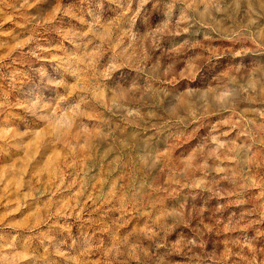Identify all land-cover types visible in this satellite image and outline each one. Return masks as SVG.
<instances>
[{
    "label": "clouds",
    "instance_id": "clouds-1",
    "mask_svg": "<svg viewBox=\"0 0 264 264\" xmlns=\"http://www.w3.org/2000/svg\"><path fill=\"white\" fill-rule=\"evenodd\" d=\"M151 2L0 0V12L35 9L21 32L0 31L11 36L0 39V51L7 49L0 67L8 69L0 72L7 82V91L0 85V117L20 108L25 123L48 128L70 155L92 150V119L100 139L109 137L104 125L121 121L160 138L134 154L122 141L118 169L132 170L127 186L120 175L106 180L91 204L61 200L52 210L45 202V215L31 224L3 223L26 204L0 216V264H264V231L249 235L264 225V180L249 167L264 151V108L250 109L259 124L228 118L264 104V0H156L163 11L155 21ZM204 126L211 135L195 137ZM238 126L251 143L230 139ZM74 130L81 139L71 142ZM25 135L0 120V143L22 145ZM6 173L0 169V184ZM22 184L21 177L16 187ZM252 189L262 202L247 209L244 196ZM231 197L241 211L225 219L222 201Z\"/></svg>",
    "mask_w": 264,
    "mask_h": 264
},
{
    "label": "rangeland",
    "instance_id": "rangeland-1",
    "mask_svg": "<svg viewBox=\"0 0 264 264\" xmlns=\"http://www.w3.org/2000/svg\"><path fill=\"white\" fill-rule=\"evenodd\" d=\"M12 2L13 0H9L10 4ZM108 7L109 5L106 4V8ZM111 7L115 8V5H111ZM147 9L154 21L162 17V3L157 4L156 0H152L147 5ZM34 10H22L27 14L20 15L16 14L11 8L4 9L3 12H0V31H11L12 35L21 32L22 28L20 25L28 19V15ZM10 15L13 17L11 20L8 19ZM228 23H231V20ZM0 39L11 40V36L0 37ZM223 43L227 44L226 41ZM5 51L7 49L0 51V55H3ZM3 63L7 65L11 63V60L5 59ZM7 71L6 67H0V72L7 73ZM0 85L3 86V90L7 91L6 81L0 79ZM9 96L15 101L17 94L10 92ZM251 108H264V104L252 105L249 110L229 116L228 118L237 121L243 117L245 120H255L257 124L261 123L262 121L250 110ZM88 115L96 117L100 115V112H90ZM104 115L107 116V113H104ZM212 119L216 118L213 117ZM0 120L11 123L18 132H26L22 145H16L15 142L11 145L0 143V169L7 170L5 183L0 184V216H4L13 208H16L17 204L27 205L26 207H21L20 211L13 215L6 216L3 221L4 224L24 218H27L29 224L36 222L40 217L45 215V202L49 203L52 210H55L56 202L61 200H66L71 204L75 200L83 202L87 199L88 203L91 204V197L98 195L101 189H106L105 181H114L115 176L120 175L118 165L120 164L122 141L127 139L130 142V147L124 151L133 154L138 148L149 144L155 145L160 141L159 137L153 140L152 134L148 129L134 128L123 124L122 121L118 125H113L111 122L108 125H104L103 129L109 133V137L106 140L100 139V130L93 127L98 121L92 119L89 121L90 128L96 133V138L92 141V150L90 152L81 151L78 154L70 155L63 143L57 144L53 142L48 128L39 123H33L30 120L25 123L28 118L20 108L14 109L10 116L5 114L3 117H0ZM249 127L254 128L253 125H249ZM227 128V125H221L222 130H227ZM241 131L243 129L238 126L231 132L230 139H235L237 145L251 143L247 137L240 135ZM194 135L201 139H207L211 135V132L207 126H204ZM79 139L81 138L76 135L74 130L73 135L70 137L71 142H76ZM191 142L195 143V139ZM177 150L179 151L180 149ZM128 159L131 160V155L128 156ZM249 167L255 179L264 180V151L259 153L256 162ZM131 171V169H128V175H120L118 183L127 186ZM21 177L23 178V184L20 188H17L16 181ZM160 179L163 181L167 177L162 175ZM82 184L88 186V191L81 192ZM222 187L231 190L232 186L224 183ZM123 191L124 189H120L117 195ZM29 192H32L33 198L25 200V194ZM40 193H43V195ZM258 195L259 190L257 189L249 190L245 194L244 198L248 200V204L245 206L247 209L258 208L262 202L257 199ZM234 199L235 197H231L222 201L227 206L225 209V219H227V216L232 211H236L237 216H239L241 209H237L234 204L230 203V200ZM100 211H103V208ZM37 212V216L31 215ZM254 218H258V215ZM256 227L264 231V225H256L254 228L249 229V235H256ZM2 231L5 234H15V231L11 228H3ZM21 235H24L23 231H21ZM216 239L219 241V247L222 249L224 247V238L217 236ZM21 243L22 240H18L17 245L20 246ZM33 243L34 246H39V241H34ZM258 246L264 247V235L259 236ZM39 250L43 252L42 247ZM260 258L264 260V253L261 254Z\"/></svg>",
    "mask_w": 264,
    "mask_h": 264
}]
</instances>
